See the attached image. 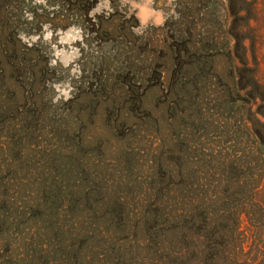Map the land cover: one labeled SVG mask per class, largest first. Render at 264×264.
I'll list each match as a JSON object with an SVG mask.
<instances>
[{"label": "rangeland", "instance_id": "rangeland-1", "mask_svg": "<svg viewBox=\"0 0 264 264\" xmlns=\"http://www.w3.org/2000/svg\"><path fill=\"white\" fill-rule=\"evenodd\" d=\"M263 125L264 0H0V186L27 214L0 264H197L152 237L179 232L182 180L256 155L242 126ZM253 204L238 264H264ZM112 213L118 235L96 231Z\"/></svg>", "mask_w": 264, "mask_h": 264}, {"label": "trees", "instance_id": "trees-1", "mask_svg": "<svg viewBox=\"0 0 264 264\" xmlns=\"http://www.w3.org/2000/svg\"><path fill=\"white\" fill-rule=\"evenodd\" d=\"M242 129V135H245L249 146L254 151L257 149V145L264 147V134L253 128H246V126H242ZM255 154L251 152L245 156V161L234 157L236 159L232 162H226V166L222 164L221 168L214 173L213 179L201 181L198 174L194 173L192 180L190 178L186 181L182 180L180 185L184 190L182 192L187 191L188 195L184 198L189 200L188 205L182 211L178 210L179 215L175 219L178 223L172 222L167 226L169 232L176 228L179 229V232L174 236L170 235V238H163V243L158 240L160 237L156 235L158 233H155L152 237L153 244H158L162 249L172 254L173 250L170 249L169 242L165 243V239H174L175 242L178 241L177 257L183 256L185 259L196 261L197 264H238L244 259L247 260L252 255L253 249L250 247L248 251H245L247 236L246 232L241 231L242 212L236 208L243 203L254 202L252 205L255 208L253 213L262 214L257 221L264 223V201L258 200L259 187L264 185L262 184L264 180L262 165L259 164L260 161L264 163V148H259ZM241 175L247 177L243 178L242 183L239 181ZM177 185L179 186V183ZM8 189V187L0 186V190L3 191L0 194L1 236L9 230L12 231V228L21 219L23 223L27 215L14 212L15 202L8 197ZM46 189L43 190L44 195L40 202L47 204L49 208L53 204L58 205L61 193L51 192L50 187H46ZM85 191L84 194L80 193V195L87 198L93 216L103 221L108 215L103 210L100 212L98 208L94 207L95 204H98L97 196L93 194L94 192ZM248 193L251 196H248ZM256 211L258 212L256 213ZM118 213L110 215L108 222L111 223L112 227L108 224H99L96 231L102 233L103 230H107L113 235H118L117 233L123 229L121 224H124L120 215L122 213ZM52 214L53 216H50L52 220H55L59 215ZM47 215H42V219H45L46 222H48L47 218L49 217ZM50 223L52 224V221ZM56 228L59 230L63 227L56 226ZM4 242L6 247H10V238H5ZM30 243L32 246L40 245L35 240H30ZM160 247L159 249H161ZM163 254L166 255L165 252Z\"/></svg>", "mask_w": 264, "mask_h": 264}]
</instances>
